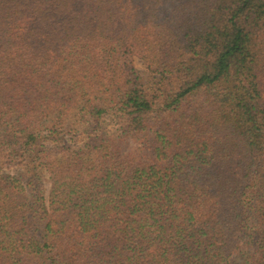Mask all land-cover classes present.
<instances>
[{"label":"trees","instance_id":"16d2710c","mask_svg":"<svg viewBox=\"0 0 264 264\" xmlns=\"http://www.w3.org/2000/svg\"><path fill=\"white\" fill-rule=\"evenodd\" d=\"M0 264H264V0H0Z\"/></svg>","mask_w":264,"mask_h":264},{"label":"rangeland","instance_id":"374dc122","mask_svg":"<svg viewBox=\"0 0 264 264\" xmlns=\"http://www.w3.org/2000/svg\"><path fill=\"white\" fill-rule=\"evenodd\" d=\"M134 66L141 78L142 83L145 88L151 92L156 93V90L167 91L176 86L175 82L169 79H162L160 73L157 70V66L152 64L150 61L143 59L141 57H135L133 59ZM51 123V121H50ZM107 125L113 126L111 119L107 118ZM63 128L58 129L60 134L59 137H63L65 142L70 146L74 147V150H79L76 148H81L84 151L87 149L84 147L86 143V136L89 134L88 125L85 124L84 120L79 119L75 114H71L62 124ZM135 145L130 144L126 148V153L135 150ZM41 179L45 185L46 191L50 188V179L47 171L43 170L41 173Z\"/></svg>","mask_w":264,"mask_h":264}]
</instances>
